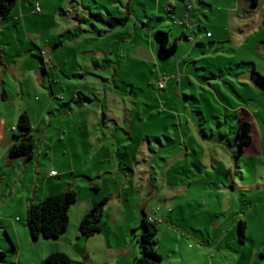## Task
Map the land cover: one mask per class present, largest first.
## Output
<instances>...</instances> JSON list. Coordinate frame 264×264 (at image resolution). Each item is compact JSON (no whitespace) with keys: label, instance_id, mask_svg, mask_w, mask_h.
I'll return each mask as SVG.
<instances>
[{"label":"rangeland","instance_id":"1","mask_svg":"<svg viewBox=\"0 0 264 264\" xmlns=\"http://www.w3.org/2000/svg\"><path fill=\"white\" fill-rule=\"evenodd\" d=\"M19 1L9 16L0 17V64L24 56L21 41L28 39L20 31L23 24L30 33H44L50 49L58 44L56 58L66 57L67 64L56 70V77L50 73L58 95L52 112L62 113L53 123L55 137L39 144L41 155L37 152L34 160L13 168L0 165V253L4 254L0 264H47L46 258L54 252L67 254L70 264L95 260L104 264L97 258L104 255L103 234L78 237V209L107 194V172L132 175L126 160L133 164L139 143L145 144L144 153L150 155V145L156 151L160 147L155 136L169 146L171 139H178L179 131L184 142L190 138L194 164L198 158H224L233 165V173L231 181L210 182L208 199H203L209 209L202 213L182 201L179 190L183 187L178 188L176 199L165 195L174 185H186L185 179L169 183L160 199H152L155 208H160L156 213L169 217L167 224L178 238L175 249L164 239L159 251L162 264H264V152H256L257 144L241 149L235 133L240 119L264 127V83L253 73L256 69L264 77V45L252 50L249 37L254 29L245 27L253 14L249 12L251 0H24L27 12L20 11ZM37 4L40 12L35 11ZM125 17L129 19L123 25L109 24L113 18ZM160 30L168 34L169 45L177 41L170 56L160 54ZM30 44L25 45L39 56L41 51ZM46 53L49 69L53 58L49 55L48 59ZM159 82L164 85L159 87ZM74 88L89 99L82 101L88 120L83 116L79 135L65 131L73 116L64 114L68 106L63 103L72 98ZM46 96L51 98L48 87ZM251 134L256 138V132ZM51 142L58 150L55 159L46 154ZM68 142L74 143L73 156L69 151L63 153L62 146ZM262 144L264 148V136ZM178 150L162 149L157 161L171 160ZM192 168L197 174L198 168ZM51 170L57 176H51ZM161 176L164 184L165 175ZM168 176L180 174L171 171ZM36 180L41 189L48 180L47 194L56 192L50 188L56 184L57 190L72 189L78 195L69 211L68 229L58 238L34 240L26 227L25 202L27 196L34 197ZM214 184L224 185L218 191ZM101 185L105 192L95 189ZM141 199L136 197V203H142ZM36 200L35 204L41 199ZM241 219L247 223L246 242L238 236ZM163 224L157 225L158 233ZM129 234L131 243L139 248L138 226ZM158 238H162L160 234ZM117 257L111 259L112 264H127Z\"/></svg>","mask_w":264,"mask_h":264},{"label":"crops","instance_id":"2","mask_svg":"<svg viewBox=\"0 0 264 264\" xmlns=\"http://www.w3.org/2000/svg\"><path fill=\"white\" fill-rule=\"evenodd\" d=\"M23 1L24 0L19 1L20 11L27 12L28 7H26L27 5L23 3ZM184 1L186 2V0ZM29 6H31V4H29ZM258 10H262L263 13L260 15L257 14ZM249 12L253 14H251L252 17L249 18L248 21L246 20L245 27H253L252 29H254V31L250 32L249 38L251 39L250 42L252 50H257L264 45V0H251ZM22 28L23 30L20 31H22V34H25V37L28 40L21 42H24L25 44L27 43L30 47V43H32L41 51V54L39 56L35 55L34 48H30L29 46L24 44L22 48V55L24 54V56L19 57V60H15L14 62H1L0 64V165H5L7 167L11 166V168L15 167L16 164L18 165L21 162L26 163L30 160L23 158L11 159L9 154V148L15 141L13 135L17 132L16 129L18 125V119L21 113H28L32 124L31 134L36 141V150L32 160L36 158L37 152L39 156L41 155V152L39 151V144H41L42 142L48 143V140H51L52 136L55 137L54 133L56 132V127H54L53 123L55 122L57 117L60 118L62 113L54 114L52 112L53 104L58 95H56L55 93L53 81L50 78V73L52 72V75L56 77V70L61 68L64 69L66 67L65 65L67 64V62H65L66 57L56 58L57 53L54 52V49L56 48V46H58V44H55V47H52L50 49L48 45L49 41L45 40L44 33H30L28 32L25 24L22 25ZM209 34L210 32H207L208 36ZM45 50L47 51V58L49 59V55H52L51 57L53 58V61L51 62L52 64H50L49 69L47 68L48 61L45 60ZM48 52L50 54H48ZM51 52H53V54H51ZM25 53L27 55H25ZM55 58L58 60L56 61ZM26 59L28 60L26 61ZM254 71H256V69ZM55 83L61 84V82L57 80H55ZM45 87H48L51 90V98L47 96L45 98ZM78 91L79 90H76V88H74V90L72 89V98L68 102L63 103L65 106H68V110H64V114H66L68 117H73L71 122L67 126V129L65 130L64 128L62 133H65V131H69V133H77L79 135L82 132L81 127L83 116L84 119L88 120L85 111L83 112L82 110V108L84 107L82 101L83 99H89ZM38 94H41V96H38ZM82 96H84L85 98H83ZM61 101L65 102V98H61ZM233 113H237V111H234ZM105 118L106 116L103 115V119ZM94 119L95 120L93 122L95 126L97 125V118L94 116ZM255 125L256 124L253 125L252 132H256L257 136L256 138L253 137L252 142L249 145H259V148H256V150H258L256 152L258 154H262L264 152V148L262 146L264 127L260 126L259 128ZM233 129H235V127ZM259 134L260 136L258 137ZM173 135L176 136L177 134L174 133ZM178 136V139H180L179 142L178 139H171L173 143L169 144V146L164 145L161 138L155 136V139L160 143V147L157 148L156 151V148L150 145L149 152L152 153L150 155L144 153V151L146 150L145 144L139 143L136 148L140 154H136V157H134L135 160H133L132 162L133 164L129 165L128 163L130 160H126V165H128L127 168L132 171L131 176L126 171L122 172L121 175L119 174V171H117L115 175H113V172H107L110 174L109 177H105L106 184H108L106 185L107 194H103L104 196L102 195L100 200H102L103 198H112L113 200L106 205L103 216L104 221H102L103 223L101 233L103 235H101V240L103 243L102 245H104V251L101 254L104 255L97 257L100 258V261L102 260L104 264H112L114 261H112L111 259L116 258L117 256V258L124 260L127 264H133L135 262L136 258L140 254V250L137 243H131L129 233L132 229H135L137 226H139L140 220L142 218L141 211L142 214L147 213L148 215L152 216L156 220L158 225L166 223L165 226L163 224L164 227L162 229L160 228V232L158 233V235L160 234V236L162 237L158 238L159 251L161 252V249H163L162 243L164 239L168 241L169 245L173 243V249L176 248V242L178 239L177 233L172 228V226H169L167 224V219L169 217L161 216L160 214L158 215V213L156 212L159 211L160 208H155V206L152 204V199L158 200L163 194L167 192V185L169 183H183V180L185 179L186 185H174V189L172 191L170 189V191H168V195H165L170 198L172 197L176 199V194L180 191L181 193L179 194V196L183 198L182 201H184V203L187 205L193 206L194 209H197L200 211V213H202L204 211V208L209 209L208 205L203 199H208V196L210 194V182L219 181V183H224V181L226 180H232L231 176L233 173V165H230L231 162L226 161L224 158L222 160L220 158H217L211 161H209L208 158H204L203 160L198 158L195 161L196 164H194L193 160L190 159V156L192 155V150L189 142L190 138H188V140L184 142L180 131L178 133ZM129 137L131 138V136ZM60 138L64 139L63 136H61ZM165 138L168 139L167 136H165ZM45 140H47V142H45ZM55 142H51V145H49L51 151L46 153L47 156H52L51 159H55L58 156V150L56 148ZM73 146L74 143L72 142H68L67 145H63L62 147L65 150L63 151V153L67 154L66 151H69L73 156L75 149ZM127 147L130 149V144H127ZM111 149L113 150L112 146ZM162 149H164L165 151H175L177 149L179 150L176 155L171 157V160L165 158L162 159L164 162L162 164L161 162L157 161V157L162 155ZM118 154L121 153L118 151ZM141 154L143 157L142 159L139 158ZM233 157L235 158V156ZM213 162L221 166L222 169L216 168L214 164L212 165ZM122 165L123 160L121 159L119 167H122ZM194 165L198 168L197 174L194 173V170H192V166ZM165 167L170 168L168 170H164ZM52 171L55 170H51V172ZM171 171L179 173L180 176H170V180L168 174ZM202 172L205 174L203 175ZM162 173L163 175H165L164 181L166 182L164 184L161 183ZM222 175L224 176V178L222 177ZM55 176H57V174ZM48 180H46V182H43V185H41L42 189L37 186V180L33 182V192L34 194H36V196L33 194L34 197L31 199L27 196L25 202L26 211L30 204H35L34 201L38 199V197L39 199L43 200L50 195L62 192L60 190H57V185L55 184V186H51L50 188H52L53 190L56 189V192L47 194L46 190L48 189ZM234 181L235 180L233 179V182ZM195 185L196 187H198V189L193 188V186ZM214 185L219 191L220 189H222L224 184ZM97 187V191H99L100 193H102V191L105 192L102 185ZM179 187H183L184 189L182 188V190L178 191ZM218 191L216 192L217 196L219 195ZM136 197L142 198V203L140 202L139 204H137ZM131 198H133L134 203H132V201L130 200ZM191 199H193L194 204L191 202ZM113 201L115 202L114 204L112 203ZM93 205L94 204L78 209L77 214L79 216V220H82L84 215L93 207ZM171 219L172 218H170V221ZM104 224H106V228H103ZM95 261L92 262V264H100L97 260ZM250 264H252V262Z\"/></svg>","mask_w":264,"mask_h":264},{"label":"trees","instance_id":"3","mask_svg":"<svg viewBox=\"0 0 264 264\" xmlns=\"http://www.w3.org/2000/svg\"><path fill=\"white\" fill-rule=\"evenodd\" d=\"M16 5V0H0V17L5 18L11 14ZM129 17L124 19H115L109 22L111 26L116 23L125 24ZM157 34L161 38L160 54L162 56H170L177 49V41L169 45L168 34L165 31H158ZM264 83V78L253 72ZM85 98L84 96H82ZM253 125L250 122L239 121L237 126L236 136L239 142V147L249 145L252 142ZM32 124L27 112L20 114L16 133L13 135L14 143L9 148L11 159H32L35 153L36 141L31 134ZM98 190V187H95ZM78 195L76 191L68 189L60 193L50 195L37 204H30L26 211V227L31 238L34 240L40 237L58 238L63 235L69 226L70 216L69 211L71 206L77 202ZM108 203V198L96 202L93 207L82 218L78 236L89 238L102 231V221L105 212V207ZM157 222L148 220V214L143 213L138 228L140 235L138 244L140 254L136 258L134 264H162L163 257L158 249V227ZM247 223L244 220L238 222V236L241 242L246 241ZM0 255H4L0 253ZM47 264H70L69 256L62 252L51 253L45 261Z\"/></svg>","mask_w":264,"mask_h":264},{"label":"built area","instance_id":"4","mask_svg":"<svg viewBox=\"0 0 264 264\" xmlns=\"http://www.w3.org/2000/svg\"><path fill=\"white\" fill-rule=\"evenodd\" d=\"M35 11H36V12H40V11H41L40 6H39L38 4L35 5ZM209 35H210V34H209ZM163 85H164L163 82H159V87H162ZM51 175H52V176L56 175L55 171H52V172H51ZM148 220L151 221V222H156V220H155L152 216H150V215H148Z\"/></svg>","mask_w":264,"mask_h":264}]
</instances>
